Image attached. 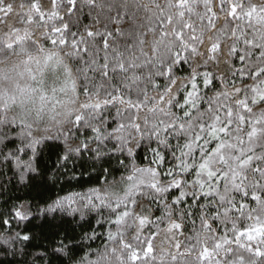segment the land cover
Instances as JSON below:
<instances>
[{"label": "snow or ice", "instance_id": "snow-or-ice-1", "mask_svg": "<svg viewBox=\"0 0 264 264\" xmlns=\"http://www.w3.org/2000/svg\"><path fill=\"white\" fill-rule=\"evenodd\" d=\"M0 264H264V0H0Z\"/></svg>", "mask_w": 264, "mask_h": 264}]
</instances>
